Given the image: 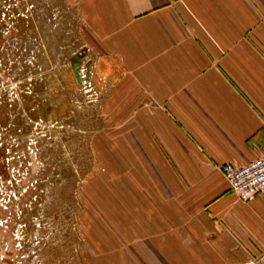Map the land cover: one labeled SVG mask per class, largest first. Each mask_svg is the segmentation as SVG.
<instances>
[{
  "label": "crops",
  "instance_id": "crops-1",
  "mask_svg": "<svg viewBox=\"0 0 264 264\" xmlns=\"http://www.w3.org/2000/svg\"><path fill=\"white\" fill-rule=\"evenodd\" d=\"M78 9L106 118L84 264H264V193L241 200L220 170L264 156V0Z\"/></svg>",
  "mask_w": 264,
  "mask_h": 264
},
{
  "label": "rangeland",
  "instance_id": "rangeland-1",
  "mask_svg": "<svg viewBox=\"0 0 264 264\" xmlns=\"http://www.w3.org/2000/svg\"><path fill=\"white\" fill-rule=\"evenodd\" d=\"M79 1L0 0V264H84V191L105 168L93 141L106 118L86 81Z\"/></svg>",
  "mask_w": 264,
  "mask_h": 264
},
{
  "label": "built area",
  "instance_id": "built-area-1",
  "mask_svg": "<svg viewBox=\"0 0 264 264\" xmlns=\"http://www.w3.org/2000/svg\"><path fill=\"white\" fill-rule=\"evenodd\" d=\"M220 170L241 200L250 201L264 193V156L243 165L227 162Z\"/></svg>",
  "mask_w": 264,
  "mask_h": 264
},
{
  "label": "water",
  "instance_id": "water-1",
  "mask_svg": "<svg viewBox=\"0 0 264 264\" xmlns=\"http://www.w3.org/2000/svg\"><path fill=\"white\" fill-rule=\"evenodd\" d=\"M86 54V51L79 52L73 55L72 57V70L77 78V81L81 83L83 81V76L80 72V66L83 62V56ZM87 73H86V79L90 78V64L87 65Z\"/></svg>",
  "mask_w": 264,
  "mask_h": 264
}]
</instances>
